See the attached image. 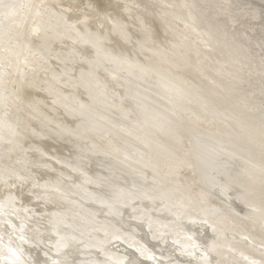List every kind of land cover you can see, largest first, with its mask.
<instances>
[{"label":"rangeland","instance_id":"rangeland-1","mask_svg":"<svg viewBox=\"0 0 264 264\" xmlns=\"http://www.w3.org/2000/svg\"><path fill=\"white\" fill-rule=\"evenodd\" d=\"M24 186L50 264H112L116 239L264 264V0H0V204L33 215Z\"/></svg>","mask_w":264,"mask_h":264},{"label":"bare ground","instance_id":"bare-ground-1","mask_svg":"<svg viewBox=\"0 0 264 264\" xmlns=\"http://www.w3.org/2000/svg\"><path fill=\"white\" fill-rule=\"evenodd\" d=\"M10 2V1H9ZM3 4H4V2H2ZM5 5V4H4ZM3 7H5V6H3ZM7 7V6H6ZM12 18V17H11ZM6 19V18H5ZM2 22V21H1ZM2 23H4V22H2ZM120 36H121V34H120ZM77 38V37H76ZM80 43V42H79ZM82 44H83V42H82ZM84 46V45H83ZM140 46V45H139ZM144 46V45H143ZM85 47V46H84ZM141 47V46H140ZM112 49H113V47H112ZM157 77V76H156ZM163 89V88H162ZM235 164V163H234ZM4 186V185H3ZM32 186V185H31ZM33 187V186H32ZM15 188V187H14ZM21 190H20V192L17 194L16 193V195L14 196V197H16L17 198V196H18V200H20V205H22L23 207H30V206H32L33 205V207H34V210H35V213L32 215V214H30V211H29V215L28 216H26L25 215V212H24V214H23V211H22V214L18 211V209H20V211H21V208H19L20 206H18V207H16V204H14V205H8V206H6V205H4V204H0V211L2 212V211H7V213H5V220L3 221L4 222V229H5V231H4V235L1 237V235H0V256L1 257H3V258H5L6 256L7 257H9L8 259H0V264H50L48 261H49V259L47 258V257H42L41 256V251L42 250H44L45 251V255H51L53 252H54V250L56 249L55 247H54V245H51L50 243H47V240L49 239V238H53V234H52V226L47 222V220L44 218V214H43V208H44V206L40 203L41 201H39V199H40V197L37 195V194H35L36 196H34V195H30L28 192H27V190L25 189V186L23 187V188H20ZM18 192V191H17ZM30 193H34V192H30ZM226 193V192H225ZM2 195V194H1ZM11 195V194H10ZM2 197V196H1ZM4 197V196H3ZM9 197H11V196H9ZM83 197V196H82ZM39 198V199H38ZM78 198V197H77ZM51 199V198H50ZM9 200V199H8ZM22 200L23 201H25V204L24 203H22ZM32 200H35L34 202H32V203H30ZM42 200V199H41ZM28 201H29V203H28ZM84 201V200H83ZM5 202V201H4ZM3 202V203H4ZM18 202V201H17ZM27 202V203H26ZM153 202V201H152ZM6 203H7V200H6ZM43 203H44V201H43ZM56 203V202H55ZM18 204V205H19ZM55 205V204H54ZM168 205V204H167ZM127 206V205H126ZM125 206V207H126ZM129 206V205H128ZM169 206H171L170 204H169ZM174 206V205H173ZM233 206H236V205H233ZM177 207V206H176ZM104 208V207H103ZM239 208V207H238ZM23 209V208H22ZM88 209V208H87ZM130 209H132V208H128L127 207V209H125V212L127 213V210H130ZM242 209V208H241ZM122 210H124V209H122ZM151 210V209H150ZM165 210H167V209H165ZM238 210V209H237ZM51 211V210H50ZM134 211V210H133ZM142 211V210H141ZM173 211V210H172ZM63 212V211H62ZM130 212V211H129ZM177 212V211H176ZM56 213V212H55ZM79 213H81V212H79ZM182 214V213H181ZM161 215V214H160ZM178 215V214H177ZM143 216V215H142ZM173 216H174V211H173ZM182 216V215H181ZM139 217V216H138ZM160 217V216H159ZM163 217V216H162ZM183 217V216H182ZM48 218V217H47ZM135 218V217H134ZM137 218V217H136ZM181 218V217H180ZM179 218V219H180ZM185 219H186V217H184ZM2 220H3V218H1ZM140 219V218H139ZM178 219V218H177ZM176 219V220H177ZM178 219V220H179ZM182 219V218H181ZM190 219V218H189ZM80 221V220H79ZM105 221V220H104ZM174 221V220H173ZM180 221V220H179ZM183 221V220H182ZM165 222V221H164ZM186 222V221H185ZM188 222V221H187ZM15 223V224H14ZM21 223H25L26 224V228H24L25 226H24V224H21ZM141 223H144V222H141ZM156 223H158V222H156ZM160 223V222H159ZM158 223V224H159ZM175 223H176V221H175ZM179 223V222H178ZM181 223V222H180ZM190 223V225H189V227L190 226H195L196 227V229H192L194 232H198V234L201 236V238H204L205 237V239H206V236L205 235H208V233H207V231L209 230L210 231V227H209V223H208V221H206V220H202V219H197V220H195V219H193L192 221H190L189 222ZM162 224V223H161ZM160 224V225H161ZM168 224V223H167ZM177 224V223H176ZM175 224V225H176ZM173 225H174V223H173ZM180 225V224H179ZM179 225H177L178 227H179ZM181 225H183V224H181ZM180 225V226H181ZM185 225V224H184ZM186 225H188L187 223H186ZM152 226V225H151ZM162 226V225H161ZM171 226V225H170ZM169 226V227H170ZM158 227V226H157ZM163 227H165V226H163ZM177 227V228H178ZM188 227V228H189ZM162 228V227H161ZM187 228V229H188ZM25 229V231L23 232V230ZM126 229V228H125ZM150 229H152L151 227H150ZM164 229V228H163ZM182 229H186V227L185 228H182ZM208 229V230H207ZM212 229V228H211ZM124 230V229H123ZM165 230H166V228H165ZM170 230V232H171V228L169 229ZM174 230V229H173ZM172 230V231H173ZM180 230V229H179ZM191 230V229H190ZM19 231H21V232H19ZM152 231V230H151ZM150 231V232H151ZM186 231V230H185ZM6 232V233H5ZM8 232H10V233H8ZM138 233H139V231H137ZM136 231L135 232H132V233H137ZM159 232V231H158ZM160 232L161 233H165V232H162L161 230H160ZM159 232V233H160ZM167 232V231H166ZM176 232V231H175ZM184 232V231H183ZM211 232V231H210ZM13 233H15V235H13ZM128 233V232H127ZM152 233H153V231H152ZM152 233H150L152 236H153V234ZM173 233V232H172ZM188 233V232H187ZM189 233H190V231H189ZM12 234V235H11ZM196 236V233H192L191 235L192 236H194V235ZM130 235V234H129ZM156 235H158L157 233H156ZM161 235V234H160ZM170 235L171 234H169V236H164V235H161L162 237L164 236V238H160V237H156V238H154L153 237V241L154 242H156V243H158L157 244V246L159 247V248H163L162 246H164V243L166 242V244L168 245V247H171L172 248V250H174L175 252H181L182 250H184L185 249V247L183 248L182 246H185L183 243L185 242H181L180 243V241L178 242V244L177 245H179V247H180V249H179V247L176 245V239H178V238H176L175 240L172 238V237H174V236H171L170 237ZM188 235V234H187ZM211 234L209 233V235L208 236H210ZM178 236V233H177V235H176V237ZM214 236V235H213ZM234 236V235H233ZM27 240V241H31L32 243H33V245H34V247H28V243H26V241H25V239ZM138 236H136V238H137ZM141 237V236H140ZM139 237V238H140ZM147 236H145V238H146ZM179 237V236H178ZM181 237V236H180ZM186 237V236H185ZM184 237V238H185ZM189 237H191V236H189ZM197 237V236H196ZM22 238V239H21ZM108 238V237H107ZM182 238V237H181ZM187 238V237H186ZM194 238V237H193ZM198 238V237H197ZM200 238V237H199ZM198 238V239H199ZM126 239V238H125ZM134 239H135V235H134ZM171 239H173L172 240V242L170 241ZM188 239H190V238H188ZM209 239V238H208ZM193 240V239H192ZM191 240V242H194V241H192ZM201 240V239H200ZM199 240V241H200ZM53 241V240H52ZM52 241H50V242H52ZM123 242V239L121 240V239H119V240H112V242H110V243H108V244H106L105 246H106V248H105V250L103 251V253L104 254H107V255H110V259L111 260H114L115 262H113L112 261V264H127V262L130 264V262H131V264H138V262H139V258H137V256H132V257H130V256H127L126 255V253H123V252H121V253H119L118 255H117V253L115 252V254H116V256H117V259H115L114 257H111V255H113L112 253V251H114V249L113 248H111L114 244H119L118 246H119V248H127L125 245H131V247H134L135 249H137L138 251H140V253H142V255H143V257L144 258H146V259H152L153 260V263L154 264H175L174 262H175V259H176V261H177V258H175V257H173V259H170L169 257H167V258H165V257H162V255H161V253H157V252H149V251H146L144 248H142V246H141V244H143V242L142 243H135V244H130L129 243V241H128V243H121L120 244V242ZM187 241V240H186ZM125 242V241H124ZM135 242V241H134ZM136 242H138V241H136ZM159 242H161V243H159ZM162 242H164V243H162ZM206 243L208 242L207 241V239H206V241H205ZM195 243H196V241H195ZM203 243V242H202ZM205 243V244H206ZM73 244V243H72ZM161 244H163L162 246H161ZM187 244V243H186ZM194 244V243H193ZM192 244V245H193ZM260 245H262V244H260ZM145 246V245H144ZM161 246V247H160ZM187 246V245H186ZM188 246H189V244H188ZM188 246H187V248H188ZM194 246V245H193ZM201 246V245H200ZM204 246V245H203ZM114 247V246H113ZM191 248H192V246H190ZM196 246H194L193 248H195ZM202 247V246H201ZM206 247H207V245H206ZM145 248H147L146 246H145ZM193 248L192 249H188V251H186V252H189V250H193ZM197 248V247H196ZM199 248V247H198ZM200 249V248H199ZM74 250V249H73ZM117 250V249H116ZM152 250H154L153 248H152ZM196 250V249H195ZM255 251H257L256 250V248L254 249ZM9 253H8V252ZM53 251V252H52ZM102 251V250H101ZM207 251V250H206ZM259 251V250H258ZM80 252V251H79ZM95 252V251H94ZM179 252V253H180ZM183 252V251H182ZM194 252V251H193ZM205 252V251H204ZM203 252V253H204ZM263 252V251H262ZM24 253V254H23ZM78 253V252H77ZM98 253V252H97ZM179 253H177V254H179ZM185 253V252H184ZM197 253V252H196ZM206 253V252H205ZM254 253V252H253ZM258 253V252H257ZM121 254V255H120ZM168 254V253H167ZM170 254V253H169ZM173 253H171V255H172ZM181 255H184V254H182V253H180ZM186 254V253H185ZM188 254H190V253H188ZM192 254V253H191ZM194 255H195V253H193ZM202 254V253H201ZM54 254H52V256H53ZM94 255H96V253L94 254ZM98 255V254H97ZM187 255V254H186ZM203 255V254H202ZM70 256H71V254H70ZM74 256V255H73ZM84 256V255H83ZM115 256V257H116ZM185 256V255H184ZM197 256V255H196ZM200 256V255H199ZM18 257H20V259H18ZM77 257V256H76ZM96 257V256H95ZM156 257H158L157 259V261L156 260H154ZM171 257V256H170ZM180 257H182V256H180ZM202 257V256H201ZM81 258V257H80ZM184 258V257H183ZM183 258H179V259H183ZM206 258V257H205ZM86 259H87V257H86ZM95 259H97V257L95 258ZM99 259V258H98ZM105 259H109V258H105ZM186 259H187V257H186ZM193 259V258H192ZM195 259V258H194ZM197 259V258H196ZM206 259H208V257L206 258ZM251 259V258H250ZM21 260H23L24 261V263H21ZM54 260V259H53ZM52 260V261H53ZM64 260V259H63ZM72 260V259H71ZM89 260V259H88ZM101 260V259H100ZM103 260V259H102ZM246 260V259H245ZM60 261V260H59ZM76 261V260H75ZM79 261V260H78ZM148 261V260H147ZM185 261V260H184ZM196 261V260H195ZM203 261V260H202ZM67 264H76L77 262H73L72 263V261H65ZM82 262H84V259H83V261ZM99 262V261H98ZM100 262H102V261H100ZM104 262H106L105 260H104ZM109 262V261H108ZM111 262V261H110ZM109 262V263H110ZM148 262H150V261H148ZM179 262V261H178ZM181 262V261H180ZM191 262V261H190ZM244 262V261H243ZM247 262V261H246ZM57 264H58V262H56ZM93 263V262H92ZM182 263V262H181ZM191 263H194V262H191ZM196 263V262H195ZM201 263V262H200ZM61 264V263H60ZM82 264V263H81ZM85 264H87L86 262H85ZM102 264V263H101ZM103 264H106V263H103ZM176 264H178V263H176ZM183 264H186V263H183ZM197 264V263H196ZM208 264V263H207ZM249 264V263H248Z\"/></svg>","mask_w":264,"mask_h":264},{"label":"water","instance_id":"water-1","mask_svg":"<svg viewBox=\"0 0 264 264\" xmlns=\"http://www.w3.org/2000/svg\"><path fill=\"white\" fill-rule=\"evenodd\" d=\"M208 230V229H207ZM147 239H149V237H147ZM150 241L151 242H154L152 239H150ZM121 243H124V242H120V244ZM150 243V242H149ZM125 244V243H124ZM150 245H151V243H150ZM127 248H120L119 249V251L120 252H123V253H126V255L127 256H130V257H132V256H137V258H139V262H138V264H154L153 263V260L152 259H146V258H144L143 257V255H142V253H140V251H138L137 249H135L134 247H131V246H129V245H125ZM155 248H157L158 246H157V243L155 242L154 243V245H153ZM161 247V246H160ZM156 250V249H155ZM157 251H159V250H157ZM8 252V251H7ZM9 253V252H8ZM9 257H5V258H3V257H1L0 256V259H8ZM158 257H156L154 260H158L157 259ZM18 259H20V257H18ZM150 261V262H148V261ZM21 263H24V261L23 260H21ZM130 264H131V262H130Z\"/></svg>","mask_w":264,"mask_h":264}]
</instances>
